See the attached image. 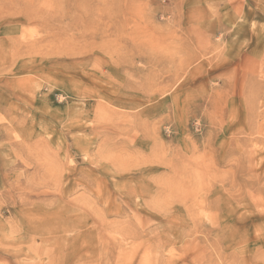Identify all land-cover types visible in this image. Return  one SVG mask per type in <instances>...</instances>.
Segmentation results:
<instances>
[{"label":"rangeland","instance_id":"rangeland-1","mask_svg":"<svg viewBox=\"0 0 264 264\" xmlns=\"http://www.w3.org/2000/svg\"><path fill=\"white\" fill-rule=\"evenodd\" d=\"M0 264H264V0H0Z\"/></svg>","mask_w":264,"mask_h":264}]
</instances>
